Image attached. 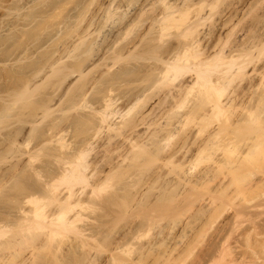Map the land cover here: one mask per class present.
Returning a JSON list of instances; mask_svg holds the SVG:
<instances>
[{"label": "rangeland", "instance_id": "rangeland-1", "mask_svg": "<svg viewBox=\"0 0 264 264\" xmlns=\"http://www.w3.org/2000/svg\"><path fill=\"white\" fill-rule=\"evenodd\" d=\"M167 1L0 0V222L2 223L3 221V225L5 223L9 226L12 225V228L15 223V229H13L14 231H10V229H7L8 231L6 230L5 234L6 237L3 236L4 239L0 237L3 242L5 240L7 241V239L15 240L16 237H18L16 234L21 231L18 228V226H20L18 223L20 222V220L23 221L24 218L28 217L27 215H25V211L26 213L31 214V211L34 207L30 203H28L30 204L29 206L27 203V205L24 203V205H22L24 209L20 207L21 205H19L17 208V200L13 201L14 198H12L18 195L16 193L17 191L13 189L15 186L14 184H16L22 178H25V185L29 183V185H33L37 189H43L42 191H44L45 187L41 185L44 184L45 186V184L49 183L50 180L52 181L55 175V178H58V176L61 174L60 172H62L60 170L62 168V162L59 163L61 161V159L59 160V158L61 156L62 158L66 157L67 155H69V153L71 155L75 151L77 153L79 150H86L88 147L86 142H88L89 144L90 142H92V140L93 147L95 145L94 148L96 152L94 151V149H92V152L89 156V162H93V160H95L94 158H96L97 156L96 153L99 154V152L102 151L103 146L106 145L104 142H107L108 139L113 136V132L103 129L99 133V135L91 134L93 138L96 137L95 140H91V135H80V129L77 128L79 127L78 123L82 118L87 117L94 120L96 116H98L97 113L99 111H105L107 100H109L110 102V100L112 99L110 103L112 104V102L114 101L113 107L119 113L117 115V121L120 123L121 121L123 122V119H130L131 117H133L138 113V110L140 108L141 110H139V112L142 111L141 113H144V110L146 109L144 115L149 117V119L146 118V120L144 121L145 123H141L142 125L139 130L143 133V136L142 133H139L140 136H137L138 138H136V140L139 141L138 139H140L147 151L144 150L142 152L138 149H134L129 152L128 149H123L122 145L121 149L123 150L118 149V151L120 150L119 152H121L122 156L126 155L125 158L122 156L118 157L119 155L117 156L116 152L115 155L111 154L113 157L115 156V161L111 159V156L107 157V159H110L109 162V159H105V163L102 160L100 162H97L98 165H92V167L94 166V169L92 167L91 168L94 170V172L96 171V174L98 173V178L99 180H101H96L95 182L93 181L91 183L94 184L97 182L96 185L89 184L90 187L88 186L87 189H89L88 194L90 195V197H87L89 196L87 193L81 194L83 196H80L82 198L81 200H83L85 204L82 202L83 206H78V208H76L77 210H75L74 213L80 212L79 214L85 217H82L83 221H79V223L76 224L80 226L79 228L83 226V229L87 228V231L89 229H92L95 232L99 233H96L97 235H91L92 230L88 232L86 231L89 236H92L89 240L90 246L80 247H77L74 239L75 237H73L75 234H72L73 236L69 237H73L74 241L72 240V242L76 245H73L70 242L71 240H68L69 238L67 239V241L69 242H67L65 239L67 238V236H65L64 240L69 244H67L65 247H62L63 249H66L65 251H63L62 249L63 254H61V250H59L60 255H62V257H59V254L57 255L59 259L63 258L64 260H70V264H127V261H130V264H134V262L136 264L137 262H139L137 261L139 258L137 256L138 251H136L137 253H135L134 250L140 247L138 246L139 244H143L146 242L150 243L152 241L158 243L159 246L156 244V246L158 247L156 248L155 246V250L151 251V254H153H150L152 260L149 258V255V257L147 256L149 258V261L147 257H144L145 260L147 258L146 261L148 262V264H191L195 260H200L199 256L204 250L208 248L214 249L216 244L220 245V249L223 248V246L221 247V245L224 244L223 242H226V239L228 243L227 245L230 244L234 251H238L237 246H239L240 243L236 242V244L235 242L231 241L232 243H235L234 248L236 249H234L233 244L229 243V240L236 241L237 239H239L241 237L239 236V234H241L242 231L239 228V230L237 228H233L234 225L232 224V222L235 221L233 219V221L230 223L232 224V226L229 227L230 225L228 224V219L232 218V214L234 212L230 208L233 209L235 207L234 205L237 204V201L239 199L241 200H239L240 203H244V197L242 198L241 195L242 191L244 190L243 188L248 184L244 183V187L240 189L241 195H239V199H236L237 201H235L236 204L233 205L234 207H232L231 204L229 205V209L231 210L229 211L230 213H232L229 214L228 211V213H226L229 214L228 217L230 216V218L227 217L228 219H225L226 216L222 217L223 215H218L220 219H216L215 217L217 215H214V213L216 214V211L212 212L213 214L211 213L214 223L212 222L213 225L210 224L211 229H209V231L207 232L204 227L206 226L205 221L209 213V210L207 211V208H209L211 199L210 197H212L213 195L214 197L218 196V193H216L215 190L213 191V189H216L218 187V184L221 183L222 178H219L215 183H211L202 187L195 186L194 182H197L198 177L202 173L206 172V170H208L212 165H214V159H220L225 156L224 150L228 145V141L226 140L228 136H226V133H223V135L218 140L216 147H203V142H205L209 138L211 132L221 126L222 128H227L231 131L232 128H230V126L232 122L236 120H239L240 122L242 121V123L239 124L236 132L234 131V135H238L241 137H244L245 135L247 137L246 139L244 138L242 141H240L239 144L235 147L236 152H234L232 156L230 155L229 158L228 155L226 156L227 160H229V162L234 161V164L227 165V169L225 171H231V177L233 178L235 175H239L238 178L249 176V174H251L250 172L256 174L254 175V177L253 175L251 176L253 178H256L257 175L261 176V172L259 173L258 171L264 166V153L260 151L262 149H260L259 151L263 156L260 155L259 159L257 157L258 160L256 161H254L256 159V156L253 157L255 158L254 160L252 158V160L248 159L249 161H242L240 160L238 153L239 151L243 152L249 149V147L252 145V142L249 140L250 134L248 130L251 127L256 128L257 125H259V123H255V119L258 117L256 121L258 120L259 122L264 123V42H261L264 35V0ZM165 4L171 5L175 8L174 10L181 12L177 14V16L179 17L181 16V14H186L184 17L189 24H186L185 20L184 22H182L181 20L179 22L182 23L180 24L179 22H177L176 26H174L173 29L171 27L165 31H162V27L160 26L161 24H158L160 23V17H163L164 13L167 12ZM238 6L241 8H237ZM110 10H112V12L111 14H108ZM232 13H234L235 15ZM237 13L240 14L238 15ZM231 18L233 19L231 20ZM222 21H226L227 23L229 22V24L225 27L221 34H215V27ZM193 26L195 27V31L193 30V32L186 34L187 29ZM163 32H165L166 35L165 33L164 35H162ZM207 37L210 40L207 39ZM197 38L202 39L201 48L199 47L197 49L198 51H201L200 55L202 58H207L209 55L213 56L216 52H221V48L222 51L226 49L224 52L230 54V51L236 46H250V74L242 78H237L233 82H230L229 80H222V87L224 89L223 99H226L228 95L232 94L235 91L245 92L247 95H249V101L251 102L249 103V105L251 106L249 108H254L255 111H253V114L255 113L253 116L251 114H247V110L241 107H237L236 110H231L228 113H220L219 115L218 113L215 114L214 112H212L208 115V117L201 119H195L194 117L188 116V113L192 111L198 104H200V102L206 100L208 96L210 97L208 102L212 101V103H214L218 99V97H220L218 96L220 94H217V92L214 93L213 91H210L207 94L204 91H200L198 87L192 88L195 79V72L186 74L184 78H180L181 80H175L173 83H175L177 89H174L173 87L175 85L173 86L172 81H170L171 83L169 84V81H165V78H162V70L164 71L165 65L168 66L169 60L173 59L175 55H179V53H182V51L183 54H185L186 51L184 50H187L186 47H189V42L192 43ZM214 38L217 39V42ZM162 40L164 41L162 42ZM185 40L187 41L185 42ZM213 41L214 43L212 44ZM239 42L241 44L244 42V44L241 45ZM222 46H224V48ZM178 48L180 50L179 53ZM187 60L189 61H186V63H184L183 61L182 64L192 66V64L198 62V60H196L194 56H191ZM244 60V58H240L238 62L242 63ZM77 63H80V65H82L81 63H83L84 66L82 65V67L85 70L84 73L81 74L80 72L76 71L77 69H75V66L77 65ZM5 74H7V76ZM58 74H63V80L58 77ZM128 75L130 76L127 77ZM183 79H187V82H191L188 83L190 87L186 88L183 94H180L178 92L176 93V91L178 90V83L181 84V82H184ZM213 79L217 80V76L215 75ZM247 89L249 92L247 91ZM171 90L176 91L172 92ZM22 92H27L26 95L28 97L25 100L22 99ZM145 93L147 94V97ZM149 93H151L152 96ZM170 93H173V98L171 97ZM153 95H156L157 97ZM167 95L168 98H166ZM139 97L142 98V101L138 99ZM260 98H262V101L260 100ZM146 99H151V101H149L148 103L146 102L148 101ZM139 100L141 101V103ZM257 100H260L261 102H257ZM137 101L140 104L138 103V105H136ZM152 101L154 103H152ZM168 101L169 104L167 103ZM145 102L146 105L148 103V107L143 106ZM160 102L161 104H159ZM22 104L24 105L22 106ZM157 104L159 107L157 106ZM132 106L133 108H131ZM144 107L147 108L144 109ZM154 109L156 110L154 111ZM153 111L156 114L153 113ZM234 112L237 114H233ZM159 117L162 119H159ZM154 118L155 120L153 121ZM173 118H176L177 120L174 121ZM146 123H148L149 125ZM94 133L96 134V130ZM160 133L162 135H160ZM87 136L88 138H90V142L89 140H84ZM105 136L107 139L105 138ZM13 138L15 141L12 140ZM62 142L64 145L66 143L67 147L66 145H61L60 143ZM84 144H86V146ZM62 146H64L65 149L62 148ZM161 146L166 150L162 149ZM81 147L83 148L80 149ZM158 147L161 148L159 149L160 151L158 150ZM62 149L64 150V152H62ZM135 150H138V154L141 153L144 155L140 156L139 154V157L136 158L134 156L135 159H131V157H133L132 155L136 153ZM132 151L134 152L132 153ZM148 151L149 153H147ZM119 152L118 154H120ZM64 153L66 156L64 155ZM130 153L131 156H129ZM55 154L61 155L59 156L58 160L56 158L57 155ZM170 155L174 156L172 158H169ZM258 155L259 154L257 153V156ZM116 156L118 157L117 159ZM126 157L128 160L126 159ZM56 160L58 162H56ZM101 163L104 164L101 165ZM249 163L253 164L255 167L253 165H250ZM58 164H60V166ZM110 164L112 167L110 166ZM127 166H129L130 168ZM232 169H234L233 172ZM121 170L127 171L126 173L128 174L123 175L124 178H121L123 177L121 176L120 179H122V181L120 180V182L114 180V187L109 189L110 194L107 193L108 191H106V193H104L103 191V195L98 194L99 196H96L97 193L91 194L93 192V189L101 186L99 183L101 182L102 184V181H104L107 176L116 174ZM39 171L42 172L40 173ZM133 171L135 173H133ZM38 173L41 174V177L39 176L40 174L38 175ZM23 179L22 182H24ZM40 182L43 183L40 184ZM36 184L40 187L36 186ZM29 185H27V187ZM246 187L249 188L250 184ZM34 189H32V193ZM91 190L92 192L90 193ZM29 191L31 190L29 189ZM38 193L36 194V196L42 195L44 192H41L42 194ZM112 193H114V196H117V200L119 199L117 202L118 204L114 205L115 208L113 207V205L109 207L105 202L106 199L110 198L109 196ZM114 196L111 195V197ZM218 198L220 200V196ZM84 199H86V201ZM219 200L211 204L210 209L215 208L218 204V207H220V203L222 202H220ZM47 201L48 200L46 199L44 203H50V201ZM170 201H172L173 204ZM167 202L171 204V213L165 216L166 213H160L157 210V207L158 204H167ZM224 202L225 201H223V204ZM54 203L52 202L49 207L47 205L48 208L45 205V207L47 208H45L47 211L46 213H48L49 215H53L54 213L60 211L59 208L60 204L62 203L59 204V202H56L59 207ZM91 204L94 205L92 206ZM13 205H15V207ZM96 205L99 209L101 208L102 210L95 208ZM227 207L228 206L226 204V208ZM19 208H21L22 210ZM87 208L89 209L88 211H86ZM95 209L97 211H95ZM216 210L219 214V211L221 209H219L218 211L216 207ZM233 210H235V208ZM162 214H164V216ZM31 215H29V218H32ZM246 217L247 216L242 217L241 219L243 220V218ZM250 218L252 217H249L248 219ZM148 219L153 220L151 221L152 225L150 227L144 226V223L149 221ZM248 219H245L246 226H249L247 222H250L251 220ZM224 221L227 224L225 225V227L229 225V232L227 231L228 233L226 232V235L223 234L224 238L222 236L219 238L222 233V227H224L225 224ZM16 223L18 226H16ZM239 223L243 227L244 222ZM245 224L243 229H246ZM218 229H220V231ZM233 230L235 231V235L232 234L234 233ZM218 231L220 232V234ZM237 231L239 232L237 233ZM71 233L67 234V232H65V235H69ZM10 234H12L13 236ZM107 235H110L108 236L110 240L112 237L114 240L123 243L130 242L128 241V237H130L131 239V237L135 238V236H137L138 239H135L136 241L133 240V238L131 239V241L133 240L134 244L138 243L136 245L137 248L134 247L135 245L132 243V246L134 247V253L132 255L131 249L133 248H131V245L129 247L130 255L128 254L127 246H124L127 250L112 252L109 249L111 248V245H107ZM230 235L235 236L236 240H234V237L232 236L230 237L231 239H229ZM93 236L96 237V240H94L96 241V244L93 241V239H95ZM125 236L127 237V242L126 240L121 241V238L123 239ZM140 238L141 240H139ZM221 238L222 241L225 239L223 242L221 241L222 244H220L221 242H219ZM59 240L60 239H58V241ZM102 243H106V245ZM99 244L105 246L101 248L102 245L98 246ZM111 244L113 246V243ZM190 244H193V248L196 249L194 251L195 257L193 256V259L190 258V261L188 262V260H185L183 256L185 257V254H187V251H189ZM72 246H74V248H72L73 251H71L72 249H70V247ZM75 248H78L77 253L75 251ZM29 251H26L25 256L23 258H20L21 261L31 256L29 254ZM125 251H127V253ZM113 253H117L115 254V256L118 255V259L122 260V263L120 260L119 262L117 260L113 262V260L111 259ZM71 255V258L74 260L70 259ZM52 258L53 255L51 256L50 260H52ZM132 260L135 261L132 262ZM72 261L75 262L73 263ZM41 262H44L43 264H50V262L48 263L46 261H43V259ZM247 262L244 261L241 264H250L249 262ZM59 263L60 262H58V264ZM62 263L68 264V261H64ZM142 263L147 264L145 263V261L139 264ZM0 264H2V262H0ZM10 264L14 263L10 262ZM19 264H21V262Z\"/></svg>", "mask_w": 264, "mask_h": 264}, {"label": "bare ground", "instance_id": "bare-ground-1", "mask_svg": "<svg viewBox=\"0 0 264 264\" xmlns=\"http://www.w3.org/2000/svg\"><path fill=\"white\" fill-rule=\"evenodd\" d=\"M165 1V0H164ZM167 1V0H166ZM262 1V0H261ZM168 2V1H167ZM247 2V1H246ZM164 3V2H163ZM256 4V3H255ZM239 5V4H238ZM244 5V4H243ZM234 6V5H233ZM240 6V5H239ZM237 7V8H241V7ZM165 7H166V13H164V16L163 17H160V20H159V24L158 25H160L161 27H162V31H165V30H167L168 28H171L172 27V29H173V27L174 26H176V23L177 22H179V21H181L182 20V22H184V20H185V23L187 24L188 22L186 21V19H185V15H182L181 14V16L179 17V16H177V14L178 13H181V12H178V11H176V10H174L175 8L173 7V6H171V5H167V4H165ZM232 8V7H231ZM235 8V7H234ZM163 9V8H162ZM229 9V8H228ZM165 10V9H164ZM233 10H235V9H233ZM233 10H232V12H233ZM237 10V9H236ZM264 11V10H263ZM111 12H112V10H110L109 11V13L108 14H111ZM230 12V11H229ZM235 13H236V11H235ZM184 14V13H183ZM226 14V13H225ZM232 14H234V13H232ZM238 14V13H237ZM240 14V13H239ZM238 14V15H239ZM235 15V14H234ZM234 15H232V16H234ZM231 16V15H230ZM264 16V15H263ZM236 17H237V15H236ZM230 18V17H229ZM234 18V17H233ZM233 18H231V20L233 19ZM159 19V18H158ZM238 19V18H237ZM262 19V18H261ZM264 19V18H263ZM226 20V19H225ZM149 21H150V19H149ZM260 21V20H259ZM123 22V21H122ZM155 22V21H154ZM157 22V21H156ZM182 22H179L180 24L182 23ZM254 23V22H253ZM258 23V22H257ZM189 24V23H188ZM229 24V22L227 23L226 21H222L221 23H219L216 27H215V30H214V32H215V34H221L222 33V31L225 29V27L227 26ZM260 24V23H259ZM240 25V24H239ZM254 25V24H253ZM257 25V24H256ZM17 26V25H16ZM180 26V25H179ZM183 27V26H182ZM259 27V26H258ZM179 28V27H178ZM160 29V28H159ZM180 29V28H179ZM183 29V28H182ZM182 29H181V31H182ZM195 29V27L193 26V27H189L188 29H187V31H186V34H188V33H190V32H193V30ZM129 30V29H128ZM132 31V30H131ZM195 31V30H194ZM249 31V30H248ZM154 32H156V31H154ZM164 33L165 32H163V34L162 35H164ZM168 33V32H167ZM213 33V32H212ZM211 33V34H212ZM224 33V32H223ZM129 34V33H128ZM229 34V33H228ZM252 34V33H251ZM165 35H166V33H165ZM207 35V34H206ZM213 35V34H212ZM223 35V34H222ZM249 35V34H248ZM262 35H263V33H262ZM215 36H217V35H215ZM221 36V35H220ZM246 36V35H245ZM250 37H252V36H250ZM204 38V37H203ZM205 38H206V36H205ZM247 38V37H246ZM185 39V38H184ZM183 39V40H184ZM187 39V38H186ZM189 39V38H188ZM207 39H209L208 37H207ZM215 39V38H214ZM218 39H219V36H218ZM206 40V39H205ZM210 40V39H209ZM247 40H250V39H247ZM83 41V40H82ZM151 41V40H150ZM157 41H159V40H157ZM164 40H162V42H163ZM187 40H185V42H186ZM190 41V40H189ZM207 41V40H206ZM211 41H212V39H211ZM215 41L217 42V39H215ZM246 41V40H245ZM181 42V41H180ZM203 42H204V39H203ZM238 42V41H237ZM247 42V41H246ZM261 42H264V35H263V39L261 40ZM92 43V42H91ZM157 43V42H156ZM161 43V42H160ZM214 43V41L212 42V44ZM219 43H221V42H219ZM240 43V42H239ZM251 43H253V42H251ZM258 43V42H257ZM163 44V43H162ZM176 44V43H175ZM201 44H202V39H195L192 43H190L189 42V47L187 48L186 47V49L187 50H184V51H186L185 52V54H183V51H182V53H179V48H178V53H179V55H175V57L173 58V59H171V60H169V62H168V66H166L165 65V69H164V71L162 70V72H163V74H162V78L164 79L165 78V81H169V84L171 83L170 81H172V83L175 81V80H177V79H179V80H181L180 78H184V76L186 75V74H188V73H190V72H195V79H194V82H193V86H192V88H197L198 87V89H200V91H204L205 93H209L210 91H213L214 93H216L217 92V94H220V95H218V96H220V97H218V99L214 102V103H212V101L211 102H208V100L210 99V97L208 96L207 98H206V100H203L202 102H200V104H198L192 111H190L189 113H188V116L189 117H194L195 119L197 118V119H201V118H206V117H208V115L209 114H211L212 112H214L215 114L216 113H218V115L220 114V113H228L229 111H231V110H236V108L237 107H241V108H244L245 110H247V114H251L252 116L255 114H253V111H254V108H249V107H251L250 105H249V103H251L250 101H249V99H250V96L249 95H247L245 92H238V91H235V92H233L232 94H230V95H228L227 96V98L226 99H223V93H224V89H223V87H222V80H229L230 82H233L235 79H237V78H242V77H245L246 75H248V74H250V70H249V63H250V61H251V59H250V55H251V53H250V46L249 47H244V46H236V47H234L231 51H230V54H227V53H225L224 51L226 50H223L222 51V48H221V52H216L215 53V55H209L207 58H202L201 57V55H200V52L201 51H198L197 49L200 47L201 48ZM212 44H211V46H212ZM241 44V43H240ZM239 44V45H240ZM242 44H244V42L242 43ZM241 44V45H242ZM78 45V44H77ZM113 45V44H112ZM172 45V44H171ZM174 45V44H173ZM216 45V44H215ZM234 45V44H233ZM185 46H186V44H185ZM217 46V45H216ZM215 46V47H216ZM95 47V46H94ZM106 47V46H105ZM160 47V46H159ZM208 47H209V45H208ZM223 48H224V46H222ZM226 47V46H225ZM252 47V46H251ZM170 48V47H169ZM174 48V47H173ZM185 48V47H184ZM181 49V48H180ZM252 49V48H251ZM104 50V49H103ZM203 50V49H202ZM253 50V49H252ZM101 51V50H100ZM89 52V51H88ZM177 52V51H176ZM210 52H211V50H210ZM209 52V53H210ZM106 53V52H105ZM159 53V52H158ZM207 53V52H206ZM122 54V53H121ZM120 54V55H121ZM130 54V53H129ZM134 54V53H133ZM168 54V53H167ZM177 54V53H176ZM119 55V54H118ZM163 55H166V54H163ZM205 55V54H204ZM130 56V55H129ZM191 56H194V58L196 59V60H198V62H196V63H194V64H192V66H188V65H185V64H182V62L184 61V63H186V61H189V60H187V59H189ZM119 57V56H118ZM117 57V58H118ZM132 57H133V55H132ZM159 57V56H158ZM167 57V56H166ZM189 57V58H188ZM83 58V57H82ZM127 58V57H126ZM125 58V59H126ZM131 58V57H130ZM240 58H244L245 60L242 62V63H239L238 62V60L240 59ZM95 59V58H94ZM120 59V58H119ZM170 59V58H169ZM160 60V59H159ZM128 62V61H127ZM165 62H166V60H165ZM164 62V63H165ZM130 63V62H129ZM82 65H83V63H81ZM128 64V63H127ZM76 65V64H75ZM82 65H80V63L78 64L77 63V65L75 66V69H77L76 71H78V72H80L81 74L82 73H84V69H83V67H82ZM91 65H92V63H91ZM84 66V65H83ZM94 66V65H93ZM95 66H96V64H95ZM70 67V66H69ZM90 67V66H89ZM262 67V66H261ZM73 68V67H72ZM97 68V67H96ZM88 69V68H87ZM129 69V68H128ZM254 69V68H253ZM259 69H260V66H259ZM264 69V68H263ZM55 70V69H54ZM61 70V69H60ZM67 70V69H66ZM159 70V69H158ZM70 71V70H69ZM122 71V70H121ZM259 71V70H258ZM72 72H74V71H72ZM90 72V71H89ZM93 72V71H92ZM165 72V73H164ZM80 73H79V75H80ZM129 73V72H128ZM127 73V74H128ZM160 73V72H159ZM12 74V73H11ZM70 74H72V73H70ZM87 74V73H86ZM130 74H131V72H130ZM141 74V73H140ZM6 76H7V74H5ZM63 75V74H62ZM62 75H60V74H58V77L59 78H61L62 79ZM125 75V74H124ZM161 75V74H160ZM159 75V76H160ZM165 75V76H164ZM217 76V80H214L213 79V77L214 76ZM84 76V75H83ZM87 76V75H86ZM130 75H128L127 77H129ZM133 76H134V74H133ZM14 77V76H13ZM74 77V76H73ZM72 77V78H73ZM82 77V76H81ZM120 77V76H119ZM126 77V76H125ZM248 77V76H247ZM18 78V77H17ZM58 78V79H59ZM64 78H65V76H64ZM124 78V77H123ZM9 79V78H8ZM4 80V79H3ZM63 80V79H62ZM82 80V79H81ZM108 80V79H107ZM159 80V79H158ZM178 80V81H179ZM184 80V82H181V84H179L178 83V90L176 91V90H174V91H176V93L178 92V93H180V94H183L184 92H185V90H186V88H189L190 86L188 85V83H191V82H187L185 79H183ZM190 80V79H189ZM91 81V80H90ZM118 81V80H117ZM120 81V80H119ZM127 81V80H126ZM161 81V80H160ZM257 81V80H256ZM259 81V80H258ZM5 82V81H4ZM8 82V81H7ZM59 82V81H58ZM57 83V82H56ZM126 83V82H125ZM166 83V82H165ZM1 84V83H0ZM84 84V83H83ZM127 84V83H126ZM246 84V83H245ZM250 84V83H249ZM102 85V84H101ZM104 85V84H103ZM119 85V84H118ZM175 85V83H173V86ZM191 85V84H190ZM251 85H253V84H251ZM256 85V84H255ZM58 86V85H57ZM116 86V85H115ZM172 86V87H173ZM249 86V85H248ZM245 87V86H244ZM250 87V86H249ZM261 87V86H260ZM7 88H9V87H7ZM103 88V87H102ZM112 88V87H111ZM116 88V87H115ZM119 88V87H118ZM122 88V87H121ZM129 88V87H128ZM174 89H177V87H176V85L173 87ZM5 89V88H4ZM27 89V88H26ZM246 89V88H245ZM149 90H151V89H149ZM22 91V90H21ZM83 91V90H82ZM116 91V90H115ZM172 91V90H171ZM174 91H172V92H174ZM227 91V90H226ZM247 91H248V89H247ZM1 92V91H0ZM5 92V91H4ZM16 92V91H15ZM105 92V91H104ZM249 92V91H248ZM26 93L27 92H25V93H23L22 92V99L23 100H25L28 96L26 95ZM75 93V92H74ZM102 93V92H101ZM212 93V92H211ZM17 94V93H16ZM73 94V93H72ZM107 94V93H106ZM144 94V93H143ZM149 94H151V93H149ZM168 94V93H167ZM171 94V93H170ZM173 94V93H172ZM172 94H171V97H172ZM175 94V93H174ZM179 94V95H180ZM99 95V94H98ZM102 95V94H101ZM104 95V94H103ZM145 95H146V97H147V94L145 93ZM157 95V94H156ZM156 95H153V96H155V97H157ZM214 95V94H213ZM140 96V95H139ZM151 96H152V94H151ZM215 96V95H214ZM17 97V96H16ZM19 97V96H18ZM104 97V96H103ZM113 97V96H112ZM144 97V96H143ZM149 97V96H148ZM160 97V96H159ZM170 97V98H171ZM176 97V96H175ZM261 97V96H260ZM4 98H5V96H4ZM14 98V97H13ZM135 98V97H134ZM150 98V97H149ZM154 98V97H153ZM166 98H168V95H167V97ZM169 98V99H170ZM173 98V97H172ZM138 99H142V98H138ZM145 99V98H144ZM158 99V98H157ZM156 99V100H157ZM168 99V100H169ZM180 99V98H179ZM262 98H260V100H261ZM1 100V99H0ZM5 100V99H4ZM18 100H20V99H18ZM104 100V99H103ZM112 100V99H111ZM111 100H110V102H111ZM115 100V99H114ZM139 100V101H140ZM146 100H148V99H146ZM154 100V99H153ZM171 100V99H170ZM175 100V99H174ZM178 100V99H177ZM259 100V101H260ZM116 101V100H115ZM136 101V100H135ZM142 101V100H141ZM141 101H140V103H141ZM149 101H151V99L150 100H148V101H146V102H148L149 103ZM166 101V100H165ZM258 100H257V102H259ZM262 101V100H261ZM260 101V102H261ZM109 102V100H107V106H105L106 107V109H105V111H103V112H98L97 113V111H96V113L98 114V116H96V120L94 119H89L88 117L87 118H82L81 120H80V122L78 123L79 124V127H77V128H79V129H77V130H79L81 133H80V135H85V134H87V135H91V134H93V135H99V133L103 130V129H106V130H108V131H111V132H113L112 134H113V136L112 137H110L109 139H108V141L107 142H104L106 145L105 146H103V149H102V151H100L99 152V154L98 153H96L97 154V156H96V158H94L95 160H93V162L91 161V162H89V160H90V158H89V156H90V153L92 152V149H94V151H95V145H94V147H93V140L92 139H96V137L95 138H93V136L91 137L90 136V138H91V140H92V142H90L91 140H90V138H88V136L86 137V139H84V140H89V144H88V142H86L87 143V149L85 150V149H83V150H79L77 153H76V151L73 153V154H71L70 155V153H69V155H65V153H64V155L66 156V157H63L62 158V156L61 155H57V154H55V155H57L56 156V158H57V160H58V158H59V156H61L60 158H59V160L61 159V161L59 162V163H61L62 162V168L60 169L62 172H60L59 174V176H58V178L56 177L55 178V176H54V178L52 179V181L50 180L49 181V183H47V184H45V186H44V184L43 185H41V186H43V187H45L44 189V191H42V190H39V188L37 189L35 186H33V185H29V183H27L26 185H25V180H24V182H22V179L20 180V181H18L16 184H14L15 186H14V190H16L17 192V194L18 195H16L15 197H12V198H14L13 199V201L15 200H17V208H18V206L19 205H21L20 207H22V205H24V203L26 204H28V203H30V204H32L34 207H33V209H32V211H31V214L30 213H26V211H25V215H27L26 217L27 218H24L23 219V221H21L20 220V222L18 223L20 226H18L17 225V223H16V226H18V228L21 230V231H19V233L18 234H16V232H15V234L18 236V237H16V239L15 240H8L7 239V241L5 240L4 242L0 239V241H2V242H0V262H2V264H10V262H12V263H14V264H19L20 262H21V264H31V263H33V264H43L41 261H42V259H43V261H46V262H50V264H58V262H60L59 264H63L62 262H67L68 261V264H70L69 263V261L70 260H64L63 258H60L59 259V257H62V255H60V251L59 250H61V254H63L62 253V247H65L67 244H69V243H66V241H67V239L68 240H71L70 242L73 244V242H72V240L74 241V239H75V242H76V244H77V247H80V246H90V242H89V240L91 239V235L92 234H96V233H99V232H95L94 230H92V229H89L88 231H91L92 233H91V235L89 236L88 234H87V228L86 229H83V226L81 227V228H79L80 226H78V225H76L77 223H79V221H83L82 220V217L83 218H85L84 216H82V215H80L79 213H74L75 212V210H77L76 208H78V206H83L82 204L84 203L83 202V200H81L82 198L81 197H83L81 194H85V193H87L88 194V190L89 189H87L88 188V186H89V184H91L93 181L95 182L96 180H99V178H98V173L96 174V171L94 172V166H96L95 164H97V162L99 161H104V163H105V159H107V157H111L113 154L115 155V153L117 152V156L118 157H120V156H122L121 155V152H119L118 151V149H121L122 148V145H123V149L125 148V150H129V152H131V150H134V149H138L139 151H147V149H145V147L143 146V143H142V141H140V139H138L139 141H137L136 140V138H138L140 135H139V133H142L140 130H139V128L141 127V125L143 124V123H145L144 121L146 120V118H148L149 119V117H147V116H145L144 115V113H145V108H147L148 107V103H147V105H146V102H145V104L143 105V106H147V107H144V113H141V112H139V110H141V108L138 110V113L137 114H135L133 117H131L130 119H123V122L121 121V123L120 122H118L117 121V115L119 114L118 113V111H116L115 110V108L113 107V102H112V104ZM144 102V101H143ZM162 102V101H161ZM161 102L159 103V104H161ZM41 103V102H40ZM44 103H45V101H44ZM134 103V102H133ZM138 101H137V103H136V105H138ZM139 103V104H140ZM152 103H154L153 101H152ZM168 104H169V101L167 102ZM263 103V102H262ZM262 103H260V104H262ZM30 104V103H29ZM116 104V103H115ZM167 104V105H168ZM173 104V103H172ZM178 104V103H177ZM180 104V103H179ZM210 104V105H209ZM258 104V103H257ZM24 104H22V106H23ZM33 105V104H32ZM151 105V104H150ZM149 105V106H150ZM166 105V104H165ZM157 106H158V104H157ZM175 106V105H174ZM260 106V105H259ZM262 106V105H261ZM264 106V105H263ZM8 107V106H7ZM11 107V106H10ZM28 107V106H27ZM86 107H88V106H86ZM159 107V106H158ZM176 107V106H175ZM193 107H194V105H193ZM33 108H35V107H33ZM131 108H133V106L131 107ZM136 108V107H135ZM150 108V107H149ZM154 108V107H153ZM155 108H156V106H155ZM20 109H22V108H20ZM27 109V108H26ZM87 109V108H86ZM170 109V108H169ZM176 109V108H175ZM192 109V108H191ZM33 110V109H32ZM100 110V109H99ZM134 110V109H133ZM156 109H154V111H155ZM161 110V109H160ZM164 110V109H163ZM174 110V109H173ZM1 111V110H0ZM153 111V113H155ZM162 111V110H161ZM168 111V110H167ZM9 112V111H8ZM20 112H22V111H20ZM48 112H49V109H48ZM88 112V111H87ZM136 112V111H135ZM166 112V111H165ZM255 112V111H254ZM7 113V112H6ZM24 113V112H23ZM47 113V112H46ZM172 113V112H171ZM175 113V112H174ZM27 114V113H26ZM148 114H151V113H148ZM156 114V113H155ZM161 114V113H160ZM159 114V115H160ZM233 114H237V113H233ZM247 114H246V116H247ZM15 115H16V113H15ZM30 115V114H29ZM83 115V114H82ZM125 115V114H124ZM172 115V114H171ZM250 115V116H251ZM18 116V115H17ZM130 116V115H129ZM151 116V115H150ZM161 116V115H160ZM187 116V115H186ZM239 116V115H238ZM249 116V115H248ZM251 116V117H252ZM257 116V115H256ZM163 117H164V115H163ZM166 117V116H165ZM170 117V116H169ZM177 117V116H176ZM7 118V117H6ZM10 118V117H9ZM32 118V117H31ZM152 118V117H151ZM179 118V117H178ZM256 118V117H255ZM254 118V119H255ZM261 118V117H260ZM159 119H162V118H160L159 117ZM174 119V118H173ZM256 119H258V117L256 118ZM256 119H255V123L257 122V123H259V125H257V127L255 128V127H251V128H249V134H250V137H249V140L252 142V145L249 147V149H247V150H245V151H239V158H240V160H248V159H251L252 160V158L253 157H255V158H253V160L254 161H256V160H258L259 159V156L260 155H262V154H260V151L262 152V153H264L263 151H264V123H262V122H259L258 120L256 121ZM120 120V119H119ZM151 120V119H150ZM155 120V118L153 119V121ZM165 120V119H164ZM175 120H177L176 118L174 119V121ZM243 120V119H242ZM247 120V119H246ZM253 120V119H252ZM22 121V120H21ZM166 121H167V119H166ZM170 121V120H169ZM172 121V120H171ZM244 121V120H243ZM254 121V120H253ZM74 122V121H73ZM97 122V123H96ZM143 122V123H142ZM151 122V121H150ZM157 122V121H156ZM164 122V121H163ZM173 122V121H172ZM171 122V123H172ZM75 123V122H74ZM142 123V124H141ZM242 123V121L240 122L239 120H236V121H234V122H232V124H231V126H230V128H232L231 129V131L230 130H228L227 128H222V126L221 127H219V128H216L213 132H211L210 133V136H209V138L205 141V142H203V147H208V146H215L216 147V145H217V143H218V140L220 139V137L223 135V133H226V136H228L227 138H226V140L228 141V145L225 147V156H223L222 158H220V159H218V158H216V159H214L215 160V162H214V165H212L208 170H206V172H204V173H202L199 177H198V179H197V182H194V184H195V186H199V187H202V186H206V185H209V184H211V183H215L219 178H222L221 179V183H219L218 184V187L216 188V189H213V191L215 190V192L216 193H218V196L217 197H214V195L212 196V197H210L211 199H210V204H209V208H207V211L209 212L208 213V215H207V218H206V221H205V227H204V229H206V231L208 232L209 231V229H211V225L210 224H212V222H213V217H212V215H211V213L212 212H214V211H216V214L214 213V215H217L215 218L217 219H220L219 218V216H222V217H224V216H226L225 217V219H228V218H230V216L228 217V215L229 214H231L230 213V211L232 210V211H234L233 212V216H232V218H230L231 219V221H230V219H228L229 221V227H231L232 226V224L234 225V227L233 228H239L242 232H241V234H239V236H241L239 239H237L236 240V237L235 236H233V235H230L229 236V239H231L230 237L232 236V237H234V240H236V241H233V240H229L228 242L229 243H232V242H239L240 243V245L239 246H237V248H238V251H234L233 249H232V246H230V244L229 245H227L228 243H227V239H226V242H223L222 241V238L220 239V241L219 242H223L224 244H222V242L220 243V244H222L221 245V247L223 246V248H221L220 249V245H217L216 244V246H215V248L214 249H211V248H208V249H206V250H204L203 252H202V254L199 256V259L200 260H198V261H193L191 264H195V262H196V264H241V263H243L244 261H248L250 264H264V166H263V168L262 169H260L258 172L261 174V176H258L257 175V177L256 178H253L254 177V175H256V174H253L252 172H250L251 174H249V176H243V177H241V178H238L239 177V175L238 176H234V178L233 177H231V175H232V173H231V171H229V172H227V171H225L226 169H227V165H229V164H234V161H231V162H229V160H227V155H228V158L230 157V155L232 156L233 154H234V152H236L235 151V147L239 144V142L240 141H242L244 138L246 139V137L247 136H245L244 135V137H241V136H238V135H234V131L236 132V130H237V127L239 126V124H241ZM252 123H254V122H252ZM146 124H148V123H146ZM153 124V123H152ZM151 124V125H152ZM157 124V123H156ZM169 124V123H168ZM175 124V123H174ZM177 124V123H176ZM149 125V124H148ZM167 125V124H166ZM171 125H173V124H171ZM78 126V125H77ZM94 126V127H93ZM154 126V125H153ZM170 126V125H169ZM7 127V126H6ZM58 127V126H57ZM151 127V126H150ZM59 128V127H58ZM91 128H92V131H91ZM229 128V129H230ZM22 129H23V127H22ZM22 129H21V131H22ZM93 129H94V131H93ZM149 129V128H148ZM15 130V129H14ZM90 130V131H89ZM95 130H96V134L94 133L95 132ZM138 130H139V132H138ZM198 131V130H197ZM15 132V131H14ZM87 132V133H86ZM89 132H93V133H89ZM110 132V133H111ZM84 133V134H83ZM248 133V132H247ZM28 134V133H27ZM112 134H110V135H112ZM195 134V133H194ZM102 135V134H101ZM110 135H108V136H110ZM153 135V134H152ZM160 135H162L161 133H160ZM198 135V134H197ZM86 136V135H85ZM138 136V137H137ZM142 136H143V133H142ZM141 136V137H142ZM11 137V136H10ZM26 137V136H25ZM28 137V136H27ZM102 137V136H101ZM140 137V138H141ZM165 137V136H164ZM17 138H18V136H17ZM105 138H106V136H105ZM162 138V137H161ZM176 138V137H175ZM192 138H194V137H192ZM191 138V139H192ZM198 138V137H197ZM63 139V138H62ZM62 139H61V141H62ZM77 139V138H76ZM107 139V138H106ZM153 139V138H152ZM12 140H14V138L12 139ZM102 140V139H101ZM105 140V139H104ZM103 140V141H104ZM119 140V141H118ZM165 140V139H164ZM11 141V140H10ZM15 141V140H14ZM26 141V140H25ZM29 141V140H28ZM193 141V140H192ZM57 142H59V141H57ZM64 142V141H63ZM63 142L62 143H60L61 145H64L63 144ZM98 142V141H97ZM96 142V143H97ZM100 142V141H99ZM188 142H189V140H188ZM196 142V141H195ZM95 143V142H94ZM103 143V144H104ZM147 143V142H146ZM7 144V143H6ZM53 144V143H52ZM74 144V143H73ZM82 144H83V141H82ZM102 144V145H103ZM187 144V143H186ZM194 144V143H193ZM57 145V144H56ZM61 145H60V148H61ZM65 145H66V143H65ZM64 145V146H65ZM85 146H86V144H84ZM156 145V144H155ZM159 145V144H158ZM190 145V144H189ZM10 146V145H9ZM12 146V145H11ZM59 146V145H58ZM64 146H62V148H64ZM85 146H84V148H85ZM66 147H67V145H66ZM99 147V146H98ZM101 147V146H100ZM144 147V148H143ZM186 147V146H185ZM193 147V146H192ZM56 148V147H55ZM83 147H81L80 149H82ZM104 148H105V150H104ZM161 148H162V146H161ZM161 148H159L158 147V150L159 149H161ZM169 148V147H168ZM167 148V149H168ZM17 149V148H16ZM65 149V148H64ZM69 149V148H68ZM96 149H97V146H96ZM101 149V148H100ZM123 149H121V150H123ZM155 149H157V148H155ZM154 149V150H155ZM162 149H164V150H166L165 148H162ZM260 149H262V150H260ZM63 150V149H62ZM67 150V149H66ZM99 150V149H98ZM124 150V151H125ZM138 150H135V152L136 153H134V155H132L133 157H131V159L133 158V159H135L134 158V156L137 158V157H139L138 155L140 154V156H143L144 154H141V153H137V151ZM260 150V151H259ZM9 151H10V147H9ZM17 151V150H16ZM152 151V150H151ZM160 151V150H159ZM44 152H47V151H44ZM55 152V151H54ZM59 152V151H58ZM62 152H64V150L62 151ZM96 152V151H95ZM94 152V153H95ZM118 152L120 153V154H118ZM134 151H132V153H133ZM162 152H164V151H162ZM166 152V151H165ZM16 153V152H15ZM147 153H149V151L147 152ZM159 153V152H158ZM257 153L259 154L258 156H257ZM61 154V153H60ZM93 154V153H92ZM112 154V155H111ZM155 154V153H154ZM161 154V153H160ZM63 155V156H64ZM94 155V154H93ZM99 155V156H98ZM125 155V154H124ZM264 155V154H263ZM262 155V156H263ZM94 156V157H95ZM116 156V159L118 158ZM126 156V155H125ZM125 156H122V157H124L125 158ZM129 156H131V153H130V155ZM158 156V155H157ZM174 155H170L169 156V158H172ZM92 157V156H91ZM164 157V156H163ZM226 157V158H225ZM257 157H258V159H257ZM49 158V157H48ZM53 158H55V157H53ZM89 158V159H88ZM109 159V158H108ZM107 159V160H108ZM113 161H115V156L113 157L112 156V158H111ZM126 159H127V157H126ZM125 159V160H126ZM56 160V162H58ZM128 160V159H127ZM129 160H130V158H129ZM110 161V159L108 160V162ZM249 161V160H248ZM247 161V162H248ZM253 161V162H254ZM107 162V161H106ZM112 162V161H111ZM187 162V161H186ZM241 162V161H240ZM259 162H260V160H259ZM43 163V162H42ZM52 163V162H51ZM104 163H101V165L102 164H104ZM113 163V162H112ZM256 163H258V162H256ZM46 164V163H45ZM239 164V163H238ZM250 165H253V164H251V163H249ZM40 165V164H39ZM52 165H54V164H52ZM52 165H51V167H52ZM59 166H60V164H58ZM57 165V166H58ZM92 165H94L93 167H92ZM98 165V164H97ZM115 165V164H114ZM133 165H134V163H133ZM256 165H258V164H256ZM50 166V165H49ZM110 166H111V164H110ZM137 166V165H136ZM254 166V165H253ZM32 167V166H31ZM34 167V166H33ZM46 167V166H45ZM93 169H92V168ZM112 167V166H111ZM120 167V166H119ZM127 167H129V166H127ZM126 167V168H127ZM229 167V166H228ZM255 167V166H254ZM254 167H253V169H254ZM35 168V167H34ZM48 168V167H47ZM59 168V167H58ZM57 168V169H58ZM108 168V167H107ZM116 168V167H115ZM130 168V167H129ZM30 169V168H29ZM40 169V168H39ZM133 169V168H132ZM36 170V169H35ZM42 170V169H41ZM43 170H44V168H43ZM59 170V171H60ZM255 170H256V168H255ZM262 170V171H261ZM10 171V170H9ZM12 171H14V170H12ZM234 171V169H232V172ZM35 172V171H34ZM40 172V171H39ZM42 172V171H41ZM40 172V173H41ZM127 171H125V170H121V171H119V172H117L116 174H111L110 176H107L106 177V179L104 180V181H102V184H101V182L99 183L101 186H97L98 188H95V189H93V192H92V190L90 191V193L91 194H96V196L99 194H102L103 193V191H104V193H106V191H108L107 193H109L110 194V192H109V189H111V188H113L114 186V180L115 181H118V182H120V180L122 181V179H120V177L121 176H123V175H125V174H128V173H126ZM129 172V171H128ZM131 172H132V170H131ZM257 172V171H256ZM255 172V173H256ZM29 173V172H28ZM40 173H38V175L40 174ZM44 173V172H43ZM42 173V174H43ZM130 173V172H129ZM133 173H135L134 171H133ZM31 174V173H30ZM258 174V173H257ZM259 174V175H260ZM34 175V174H33ZM167 175V174H166ZM253 175V177H251ZM21 176V175H20ZM31 176V175H30ZM40 177H41V174L39 175ZM45 176V175H44ZM23 177V176H22ZM25 177H27V176H25ZM50 177V176H49ZM53 177V176H52ZM43 178H45V177H43ZM121 178H124V176L123 177H121ZM127 178V177H126ZM30 179V178H29ZM28 179V180H29ZM38 179H40V178H38ZM119 179V180H118ZM162 179V178H161ZM193 179V178H192ZM31 180V179H30ZM101 180V179H100ZM99 180V181H100ZM130 180V179H129ZM139 180V179H138ZM36 181V180H35ZM40 181V180H39ZM47 182V181H46ZM45 182V183H46ZM14 183V182H13ZM43 182H40V184H42ZM97 183V182H96ZM96 183H94L95 185H96ZM117 183V182H116ZM128 183V182H127ZM244 183H247L248 185H245V187L246 186H249V184H250V187L248 188V187H244ZM39 184V183H38ZM94 184H91V185H94ZM126 184V183H125ZM131 184V183H130ZM134 184V183H133ZM138 184V183H137ZM193 184V185H194ZM13 185V184H12ZM27 185H29L30 187L31 186H33V187H31L32 189H34L35 191H36V193H35V191L33 190V193H32V189L29 187V189L31 190V191H29V189H28V187H27ZM36 186H38L37 184H36ZM116 186V185H115ZM235 186H236V190H235ZM38 187H40V186H38ZM90 187V186H89ZM244 187V188H243ZM42 188V187H41ZM40 188V189H41ZM123 188V187H122ZM127 188V187H126ZM244 189L243 191H242V195H241V193H240V189ZM248 188V189H247ZM125 189V188H124ZM13 190V191H14ZM136 190H138V189H136ZM9 191V190H8ZM38 191H39V193H45V195H44V193L42 194V195H39V196H36V194L38 193ZM41 191V192H40ZM111 191V190H110ZM113 191V190H112ZM98 192H101V193H98ZM214 192V193H215ZM15 193V194H16ZM38 193V194H39ZM115 193V192H114ZM114 193H112L111 195L112 196H114L113 194ZM3 194H5V193H3ZM14 194V195H15ZM86 194V195H87ZM244 194V195H243ZM85 195V196H86ZM89 195V194H88ZM98 195V196H99ZM103 195V194H102ZM105 195V194H104ZM111 195L109 196L110 198L109 199H106V204L110 207V206H112L113 205V207H114V205L115 204H118L117 202H118V200H117V196H114V197H111ZM117 195V194H116ZM126 195V194H125ZM178 195V194H177ZM239 195H241V197L243 198L244 197V203L242 204V203H240V197H239ZM81 196V197H80ZM85 196H84V198H85ZM91 196H93V195H91ZM95 196V195H94ZM220 196V200H219V197ZM17 197H18V199H17ZM87 197H90V195L89 196H87ZM1 198V197H0ZM95 198V197H94ZM100 198V197H99ZM108 198V197H107ZM239 199L238 201L236 200V199ZM241 198V199H242ZM46 199L48 200L47 202H49L50 201V203H44L45 201H46ZM98 199V198H97ZM168 199V198H167ZM6 200V199H5ZM8 200V199H7ZM10 200H12V199H10ZM85 201H86V199H84ZM90 200V199H89ZM100 200V199H99ZM169 200V199H168ZM209 200V199H208ZM217 200H219L220 202H222V203H220V207H218L219 206V204L216 206L217 207V209H218V211H219V209H221L220 211H219V214L217 213V210H216V207L215 208H213V209H210V206H211V204H213V203H215V201H217ZM222 200V201H221ZM3 201H4V199H3ZM97 201V200H96ZM223 201H225L224 202V204H223ZM235 201H237V204L235 203ZM243 201V200H242ZM8 202V201H7ZM54 203V204H56V206H58L57 205V203L59 202V204L60 203H62V204H60V208H59V210L60 211H58V210H56V211H58V212H56V213H54L53 215L52 214H48V213H46L47 211H46V209L50 206V204L51 203ZM57 202V203H56ZM83 202V203H82ZM90 202V201H89ZM99 202V201H98ZM124 202V201H123ZM134 202V201H133ZM171 203H172V201H170ZM227 202V203H226ZM4 203V202H3ZM6 203V202H5ZM43 203H44V205H43ZM125 203V202H124ZM130 203H132V202H130ZM227 204V208H226V204ZM233 203V204H232ZM240 203V204H239ZM13 204V203H12ZM26 204V205H27ZM30 204H28V206L30 205ZM85 204V203H84ZM87 204H90V203H87ZM120 204V203H119ZM173 204V203H172ZM221 204H223V205H221ZM232 205V207H234L235 208V210H233L232 208H230L229 207V205ZM234 204H236V205H234ZM6 205V204H5ZM32 205H31V207H32ZM45 205H46V207H47V205H48V207L46 208L45 207ZM92 206L94 205V204H91ZM90 205V206H91ZM234 205V206H233ZM14 207H15V205H13ZM53 206V205H52ZM90 206H88V207H90ZM91 206V207H92ZM107 206V207H108ZM124 206H126V205H124ZM128 206V205H127ZM222 206H223V208H222ZM238 206V207H237ZM59 207V206H58ZM58 207H57V209H58ZM170 207H171V204H169L168 202H167V204H158V207H157V210L161 213V212H163V213H166L165 214V216H167V215H169V213H171L170 211ZM173 207V206H172ZM187 207V206H186ZM46 208V209H45ZM81 208H83V207H81ZM95 208H98L97 207V205H96V207ZM115 208V207H114ZM117 208V207H116ZM121 208V207H120ZM231 210H230V209ZM16 209V208H15ZM19 209H21V208H19ZM18 209V210H19ZM22 209H24V207H22ZM21 209V210H22ZM26 209V208H25ZM91 209V208H90ZM99 209V208H98ZM101 209V208H100ZM99 209V210H100ZM108 209V208H107ZM250 209V210H249ZM10 210V209H9ZM28 210V209H27ZM79 210V209H78ZM89 209L87 208V210L86 211H88ZM94 210V209H93ZM98 210V211H99ZM102 210V209H101ZM230 210V211H229ZM4 211V210H3ZM53 211V210H52ZM80 211V210H79ZM91 211V210H90ZM90 211H89V213H90ZM95 211H97L96 209H95ZM121 211V210H120ZM229 212V214H227L228 212ZM250 211V212H249ZM24 212V211H23ZM50 212V211H49ZM85 212V211H84ZM102 212V211H101ZM104 212V211H103ZM106 212V211H105ZM227 212V213H226ZM20 213V212H19ZM73 213H74V215H73ZM86 213V212H85ZM88 213V212H87ZM94 213V212H93ZM252 213V214H251ZM5 214V213H4ZM24 214V213H23ZM82 214V213H81ZM96 214V213H95ZM210 214V215H209ZM213 214V213H212ZM226 214V215H225ZM20 215V214H19ZM24 215V216H25ZM29 215H31L32 216V218H29ZM52 215V216H51ZM163 216H164V214H162ZM219 215V216H218ZM30 216V217H31ZM111 216V215H110ZM211 216V217H210ZM245 216H247L246 218H243V220L241 219L242 217H245ZM228 217V218H227ZM249 217H252V218H250V219H248ZM87 218V217H86ZM1 219V218H0ZM3 219V218H2ZM89 219V218H88ZM103 219V218H102ZM110 219V218H109ZM152 219V218H151ZM222 219H224V218H222ZM235 220L234 222H232L233 220ZM245 219H248V220H250V222L248 221L247 223L249 224V226H246V224H245ZM96 220V219H95ZM149 221H147L146 223H144L145 225L144 226H151L152 225V222L151 221H153V220H150V219H148ZM242 220V221H241ZM89 221H91V220H89ZM88 221V222H89ZM247 221V220H246ZM232 222V224H230ZM239 222H241V223H243L244 222V224H245V227H246V229H243V227H244V224H243V227H242V225L239 223ZM1 223V222H0ZM3 221H2V223L0 224V237L2 238V239H4L3 238V236H5V234H6V230L8 229H10V231L11 230H13V229H15L14 228V226H15V223H14V226H13V228L11 227V226H9V225H7L6 223V225L4 224L3 225ZM81 223V222H80ZM214 223V222H213ZM224 223H225V221H224ZM209 225H210V228H209ZM213 225V224H212ZM225 225H227L226 223L224 224V227H222V233H221V235L219 236V238L222 236L223 237V234L224 235H226L229 231V227L227 226V227H225ZM239 225V226H238ZM78 226V227H77ZM237 226V227H236ZM21 227V228H20ZM207 227H208V229H207ZM19 229H17V230H19ZM221 229V228H220ZM220 229H218L219 231H220ZM236 229V230H237ZM238 229V230H239ZM7 230V231H8ZM14 231V230H13ZM12 231V232H13ZM68 231H70V232H68ZM71 231H72V233H71ZM87 231V232H86ZM218 231V232H219ZM228 231V232H227ZM234 231V230H233ZM232 231V232H233ZM65 232H67V234L68 233H71V234H69V235H65ZM86 232V233H85ZM227 232V233H226ZM239 231H237V233H238ZM9 233V232H8ZM14 233V232H13ZM226 233V234H225ZM74 236H73V235ZM219 234H220V232H219ZM232 234H234L235 235V231H234V233H232ZM2 235V236H1ZM10 235H12V234H10ZM15 235V236H16ZM97 235V234H96ZM13 236V235H12ZM65 236H67V238H65ZM69 236H73V237H75L74 239H73V237L72 238H70ZM108 236H110V235H107V245H111V248H109L110 249V251H112V252H117V251H124V250H127L128 249V254L130 255V245L132 246V243H133V240H135V239H138L137 238V236H135V238H133V237H131V239L133 238V240L131 241V239H130V237H128V241H130L129 243L127 242V237L125 238H121V241H125L126 240V242L127 243H123V242H118V241H116V240H114L112 237H111V240L108 238ZM228 236V235H227ZM236 236H238V235H236ZM6 237V236H5ZM94 237V236H93ZM106 237V236H105ZM140 237V236H139ZM64 238L66 239V241L64 240ZM95 239H93V241L94 240H96V237H94ZM197 238V237H196ZM224 238V237H223ZM58 239H60L59 241H58ZM100 239V238H99ZM113 239V240H112ZM139 240H141V238L139 239ZM196 240V239H195ZM194 240V241H195ZM92 241V242H93ZM108 241H110V242H108ZM113 241V242H112ZM136 241V240H135ZM232 241V242H231ZM64 242H65V244H64ZM67 242H69V241H67ZM96 241H94V243H95ZM98 242H100V241H98ZM140 242V241H139ZM154 241H152V242H146V243H143V244H139L138 246H140L139 248H137V244L138 243H133L135 246L134 247H136L137 249H135L134 250V247L132 246L131 248H133V249H131L132 251H131V255L134 253V251H135V253H137L136 251H138V253H137V256H138V260L137 261H139V262H137L136 264H139V263H141V262H143V261H145V263H147L148 264V262L146 261L147 260V258L149 257L150 259H151V255H153V254H151V251H154L155 250V246H156V244L158 245V243H156V242H154ZM163 242V241H162ZM110 243V244H109ZM111 243H113V246H112V244ZM131 243V244H130ZM192 243V242H191ZM235 243H232L233 244V248H234V244ZM238 243V244H239ZM71 244V245H72ZM76 244H73V245H76ZM96 244V243H95ZM102 244H105L106 245V243H102ZM102 244H99L98 246H101ZM164 244V243H163ZM162 244V245H163ZM237 244V243H236ZM64 245V246H63ZM105 245H102L101 246V248L103 247V246H105ZM69 246V245H68ZM93 246V245H92ZM124 246H127V249H126V247H124ZM159 246V245H158ZM158 246H156V248L158 247ZM96 247H97V245H96ZM107 247V246H106ZM124 249H123V248ZM219 247V248H218ZM72 248H74V246H72V247H70V249H72ZM85 248V247H84ZM69 249V248H68ZM69 249V250H70ZM76 249V250H75ZM74 250L76 251V253H77V250H78V248H75ZM83 249V248H82ZM196 249V248H195ZM195 249L193 248V244H190V249H189V251H187V254H185V257L183 256V258L185 259V260H188V262L190 261L189 259L191 258V259H193L195 256H194V254H195ZM234 249H236V248H234ZM30 250V251H29ZM66 249H63V251H65ZM69 250H68V253H69ZM81 250V249H80ZM134 250V251H133ZM26 251L28 252H30L29 254L31 255V256H29L28 258H26L25 260H23V261H21V259L20 258H23L24 256H25V253H26ZM71 251H73V249L71 250ZM58 252V253H57ZM83 252V251H82ZM126 253H127V251H125ZM73 253V252H72ZM75 253V252H74ZM78 253H79V251H78ZM81 253V252H80ZM154 253V252H153ZM162 253V252H161ZM186 253V252H185ZM60 255L59 257L57 256V255ZM71 254V253H70ZM115 254H117V253H113V255H112V257H111V259L113 260V262H115L116 260L119 262V260L120 259H118V255L117 256H115ZM127 254V255H128ZM151 254V255H150ZM53 255V258H52V260H50V258H51V256ZM69 255V254H68ZM80 255V254H79ZM149 255V256H148ZM136 256V257H137ZM148 256V257H147ZM194 256V257H193ZM63 257H65V256H63ZM68 257V256H67ZM72 257V255L70 256V259L71 260H74V259H72L71 258ZM116 257V258H115ZM135 257V258H136ZM144 257H147L146 258V260H145V258ZM193 257V258H192ZM92 258V257H91ZM134 258V259H135ZM144 260H143V259ZM149 258H148V261H149ZM179 258H181V257H179ZM20 259V260H19ZM12 260V261H11ZM41 260V261H40ZM61 260H63V261H61ZM80 260V259H79ZM79 260H78V262H79ZM111 260V261H112ZM143 260V261H142ZM152 260V259H151ZM157 260V259H156ZM121 261V263H122V260H120ZM135 261V260H134ZM133 260H132V262H134ZM3 262H5V263H3ZM73 262V261H72ZM75 262V261H74ZM73 262V263H74ZM129 262V263H128ZM154 262H156V261H154ZM184 262H186V261H184ZM247 262V263H248ZM81 263V262H80ZM123 263H124V261H123ZM131 262L130 261H127V264H130ZM151 263V262H150ZM66 264V263H65ZM118 264V263H117ZM134 264H135V262H134ZM143 264V263H142ZM154 264V263H153ZM162 264V263H161ZM179 264V263H178Z\"/></svg>", "mask_w": 264, "mask_h": 264}]
</instances>
